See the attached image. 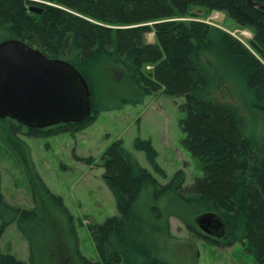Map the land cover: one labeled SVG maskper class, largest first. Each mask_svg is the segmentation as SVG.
Segmentation results:
<instances>
[{
	"label": "trees",
	"instance_id": "obj_1",
	"mask_svg": "<svg viewBox=\"0 0 264 264\" xmlns=\"http://www.w3.org/2000/svg\"><path fill=\"white\" fill-rule=\"evenodd\" d=\"M31 5L41 7V13L30 12ZM193 8L224 13L249 29L252 38L244 45L195 19ZM149 32L155 33L154 43L144 40ZM0 35L69 62L85 77L91 101L86 69L101 55L121 67L141 94L183 98L181 144L198 158L202 175L185 185L184 173L178 170L162 185L121 140L112 142L95 164L103 168L102 179L118 214L88 227L98 258L88 259L75 248L81 264H172L151 243L152 233L161 226L169 231L167 216L177 217L190 233L213 244H231L242 230L241 244L252 264H264V131L250 129V114L243 111L247 107L264 116V7L248 0H0ZM229 90L237 101L227 98ZM96 112L92 101V115L86 120L43 130L3 119L12 135L24 130L35 138L74 135L95 120ZM134 144L163 175L150 141L136 139ZM75 159L94 163L91 157ZM38 180L71 223L61 198ZM203 213L221 216L225 239L200 232L194 218ZM40 219L38 208L6 202L0 187V235L16 222L31 245L28 262L0 250V264H40L29 234Z\"/></svg>",
	"mask_w": 264,
	"mask_h": 264
},
{
	"label": "rangeland",
	"instance_id": "obj_2",
	"mask_svg": "<svg viewBox=\"0 0 264 264\" xmlns=\"http://www.w3.org/2000/svg\"><path fill=\"white\" fill-rule=\"evenodd\" d=\"M191 14L195 19L228 32L244 45L252 38L249 29L240 28L224 13L193 8ZM188 19L190 17L185 20ZM243 30L251 35L246 37ZM153 35V32L146 33L145 42L154 43ZM2 38L0 35V41ZM86 73L97 112L95 120L76 134L33 138L20 130L14 136L8 130L7 119H0L1 192L9 204L23 209L38 208L41 219L29 234L40 264H81L75 248L82 256L97 260L88 227L118 214L115 200L102 179L103 168L95 164L112 142L121 140L140 166L149 170L162 185L178 170L184 173L185 185L202 175L198 158L181 144L184 134L178 122L184 117L180 109L182 97L141 94L124 70L104 55L93 61ZM227 98L237 101L231 91ZM243 111L250 114V129L263 132L264 116L247 107ZM136 139L150 141L163 175L149 165L143 151L135 148ZM75 156L91 157L94 163L76 160ZM38 178L48 193L61 198L71 223L59 205L43 192ZM167 218L169 231L161 226L159 232L152 233L151 243L170 263L252 264L251 255L241 244L242 230L233 243L219 245L190 233L177 217ZM0 250L18 260L29 261L30 241L20 232L16 222H11L0 235Z\"/></svg>",
	"mask_w": 264,
	"mask_h": 264
},
{
	"label": "water",
	"instance_id": "obj_3",
	"mask_svg": "<svg viewBox=\"0 0 264 264\" xmlns=\"http://www.w3.org/2000/svg\"><path fill=\"white\" fill-rule=\"evenodd\" d=\"M248 1L255 7H264V3ZM28 10L41 13L42 8L31 5ZM91 115L89 85L73 65L48 58L18 39L0 41V119L41 130L80 123ZM194 223L211 239L226 237V224L216 213L200 214Z\"/></svg>",
	"mask_w": 264,
	"mask_h": 264
},
{
	"label": "bare ground",
	"instance_id": "obj_4",
	"mask_svg": "<svg viewBox=\"0 0 264 264\" xmlns=\"http://www.w3.org/2000/svg\"><path fill=\"white\" fill-rule=\"evenodd\" d=\"M218 14V13H217ZM219 15V14H218ZM217 17V16H216ZM210 19H211V17H210ZM214 19V18H213ZM244 32H243V35H245L246 37H248L249 35H251V34H249L248 32H246L245 30H243ZM151 34V33H150ZM155 34V33H154ZM154 36V35H153ZM148 41V40H147ZM224 248V247H223Z\"/></svg>",
	"mask_w": 264,
	"mask_h": 264
},
{
	"label": "flooded vegetation",
	"instance_id": "obj_5",
	"mask_svg": "<svg viewBox=\"0 0 264 264\" xmlns=\"http://www.w3.org/2000/svg\"><path fill=\"white\" fill-rule=\"evenodd\" d=\"M48 128H50V127H48ZM44 129H47V128H44ZM38 130H40V129H38ZM41 130H43V129H41Z\"/></svg>",
	"mask_w": 264,
	"mask_h": 264
}]
</instances>
